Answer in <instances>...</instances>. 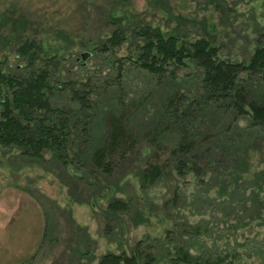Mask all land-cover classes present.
<instances>
[{
	"label": "rangeland",
	"instance_id": "rangeland-1",
	"mask_svg": "<svg viewBox=\"0 0 264 264\" xmlns=\"http://www.w3.org/2000/svg\"><path fill=\"white\" fill-rule=\"evenodd\" d=\"M141 26L244 63L264 45V0H0V71L47 69L50 117L65 125L62 148L39 157L0 146V264H98L137 247L151 264H183L179 250L264 264V124L246 113L264 103V71L238 72L237 114L208 97L195 61L161 74L130 63ZM25 41L51 61L29 66Z\"/></svg>",
	"mask_w": 264,
	"mask_h": 264
},
{
	"label": "trees",
	"instance_id": "trees-1",
	"mask_svg": "<svg viewBox=\"0 0 264 264\" xmlns=\"http://www.w3.org/2000/svg\"><path fill=\"white\" fill-rule=\"evenodd\" d=\"M135 33L142 41L136 58H129L130 63L150 73L161 74L167 65L178 67L185 65L188 60L195 61L203 69L202 84L208 90V97L214 94L227 96L232 101L236 113L243 114L242 102L247 96L236 77L240 71H264L263 44L257 46L248 62L237 63L217 59L216 48L203 39L186 42L178 35L166 34L159 28L150 26H141ZM122 42L123 37H120L119 32L112 33L108 38L111 45L120 46ZM104 48H107V45ZM17 51L27 59L29 66L37 59H45V63L52 59L45 58L41 47L34 41H25ZM85 54L91 55L90 52ZM115 65L118 68L121 66L118 63ZM49 78V72L45 68H40L37 72L32 70L27 77L0 71V146L17 147L22 154L31 157H39L43 150L62 148L65 125L50 117L53 109L46 97ZM174 99H169L168 104L171 105ZM249 104V112L246 113L257 123L264 124V103L250 101ZM117 134H120V131L114 133L113 141ZM185 147L179 145L177 150L182 152ZM99 151L101 150L95 152L94 157L100 165L104 153L102 151L97 155ZM154 169H157L156 166L150 168L147 175H152ZM177 259L183 264H221L225 260L219 257L212 261L192 259L183 250L178 251L173 263ZM142 260L144 264H151L154 256L148 250L143 252L137 247L129 255L105 254L98 264H141Z\"/></svg>",
	"mask_w": 264,
	"mask_h": 264
}]
</instances>
